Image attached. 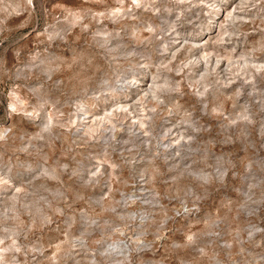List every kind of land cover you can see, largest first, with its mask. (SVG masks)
Here are the masks:
<instances>
[{
	"label": "rangeland",
	"instance_id": "obj_1",
	"mask_svg": "<svg viewBox=\"0 0 264 264\" xmlns=\"http://www.w3.org/2000/svg\"><path fill=\"white\" fill-rule=\"evenodd\" d=\"M0 264H264V0H0Z\"/></svg>",
	"mask_w": 264,
	"mask_h": 264
}]
</instances>
